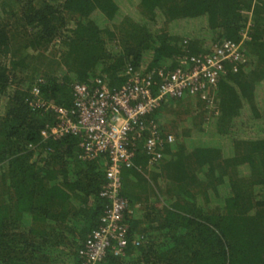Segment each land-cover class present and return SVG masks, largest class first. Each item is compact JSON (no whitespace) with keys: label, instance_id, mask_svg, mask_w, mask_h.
<instances>
[{"label":"trees","instance_id":"16d2710c","mask_svg":"<svg viewBox=\"0 0 264 264\" xmlns=\"http://www.w3.org/2000/svg\"><path fill=\"white\" fill-rule=\"evenodd\" d=\"M134 4L138 17L130 11ZM249 10L246 63L218 81L210 105L216 111L211 132L197 131L166 144L149 176L144 177L141 153L134 158L136 168L122 171V186L152 184L164 200L157 206L148 195L140 201L139 195L122 192L132 208L129 233L143 238L135 247L129 243L122 256L107 254L104 264H264V0L22 3L18 22L28 29L25 46L58 43L57 69L36 77L41 78V97L63 106L71 103L74 82L104 75L109 85H117L119 71L127 63L142 65L145 51L146 69L173 67L182 51L171 24L203 18L212 39L236 40ZM126 19L136 29L117 47L110 25ZM159 20L165 28L150 30ZM187 48L204 51L194 41ZM25 64L0 22V264L66 259L78 264L76 248L97 225L102 209L97 197L101 160L79 159L73 135L41 139L39 131L53 115L29 107L36 77L18 76ZM167 105L162 101L150 117L158 123ZM159 176L168 181L163 187Z\"/></svg>","mask_w":264,"mask_h":264},{"label":"built area","instance_id":"2783aa9c","mask_svg":"<svg viewBox=\"0 0 264 264\" xmlns=\"http://www.w3.org/2000/svg\"><path fill=\"white\" fill-rule=\"evenodd\" d=\"M249 26L246 22L241 27L238 39H215L208 49L197 53L188 52V39L183 38L182 52L174 57L171 68L146 69L127 63L118 73L117 85H109L104 75L90 82H74L69 106L42 98L41 78L34 79L29 107L53 115L52 122L40 129L41 139L73 135L78 138V158H99L102 164L97 191L102 209L97 225L76 248L78 264H104L107 254L122 256L129 243L135 247L142 241V235L129 233L127 219L132 208L122 194V171L136 168L134 158L140 153L146 167L159 164L165 145L174 137L161 130L151 113L168 99L204 96L226 73H236L246 63Z\"/></svg>","mask_w":264,"mask_h":264},{"label":"rangeland","instance_id":"374dc122","mask_svg":"<svg viewBox=\"0 0 264 264\" xmlns=\"http://www.w3.org/2000/svg\"><path fill=\"white\" fill-rule=\"evenodd\" d=\"M23 2L24 0H2L0 3V22H3L5 24L10 34V41L12 43V46L20 50V55L25 57L26 64L22 68V70H19L17 72L18 76H21L23 78L30 77L31 75L33 77H43L45 74H52L57 69L58 61L55 54H57L56 49L58 48V43H56V40H54L49 41L48 44L41 47L39 46L36 48H32L30 46H25L28 29L25 28L24 25H21L20 22H18L20 9ZM136 10V5H132L130 11L132 13L134 12L138 17V14L135 12ZM121 16L122 15H120V17ZM246 16V22H248V24L250 25L252 18L250 10L247 12ZM162 24L163 21H156L155 23H152V26H150V30H158L161 27L165 28ZM179 26H183L182 29L179 28ZM110 27L114 31L115 42L113 43L117 45V47H119L124 41V36L132 34L131 31H133V28L134 30L136 29L133 23L128 19L122 21L120 20L115 24L113 23L110 25ZM173 28L175 30H179V33H177ZM169 30L171 31H169L170 33L178 34L181 40L183 38H186L188 39V41H194L195 48H199L201 50L208 49V47L215 41V39H212V36L209 34L210 32L206 29L203 18L187 19L186 22L180 21L177 27L171 24V26H169ZM148 58L149 54L147 53V51L143 52L141 60L143 64H145ZM256 90L258 94H261L263 91L261 88H257ZM214 95L215 89L213 91L206 92L204 96H200L199 99L196 97H184L174 101L169 99L166 100V103H168V105L161 112L162 117H159L158 121L159 125L161 126V130L163 132L171 133L174 137L173 141H175L176 139L182 140L184 139L185 135L193 134L197 131H202L206 134L208 132H211L213 126L212 120H214L212 115H214L216 112L214 111L215 109L213 108V105L210 106L212 99L215 98ZM3 99L4 98L0 97V113L3 110ZM238 129L239 126L236 127V130ZM151 168L153 167L145 166V171L143 169L144 177L149 176V171H153ZM189 168L192 169L191 166ZM162 179V177H158L160 187H163V182L164 185L168 183L167 180L162 181ZM158 189L159 188L152 186V184L148 186L141 183L136 184V186H122L123 194L126 191L133 192L135 193V195H139V198L148 195L149 200L153 199V202L157 206L162 204L161 200H164V194L161 195ZM154 192H156L157 196L154 195ZM139 200L143 201V199L141 198ZM136 204H133V206ZM71 263L72 262H70L69 259H66L64 260V262H60L59 264Z\"/></svg>","mask_w":264,"mask_h":264},{"label":"clouds","instance_id":"9594fccd","mask_svg":"<svg viewBox=\"0 0 264 264\" xmlns=\"http://www.w3.org/2000/svg\"><path fill=\"white\" fill-rule=\"evenodd\" d=\"M135 164V163H134Z\"/></svg>","mask_w":264,"mask_h":264},{"label":"crops","instance_id":"0c3cea01","mask_svg":"<svg viewBox=\"0 0 264 264\" xmlns=\"http://www.w3.org/2000/svg\"><path fill=\"white\" fill-rule=\"evenodd\" d=\"M205 51V50H204Z\"/></svg>","mask_w":264,"mask_h":264}]
</instances>
